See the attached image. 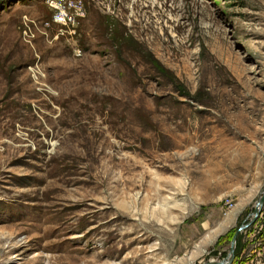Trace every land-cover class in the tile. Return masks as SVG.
<instances>
[{
	"label": "rangeland",
	"instance_id": "374dc122",
	"mask_svg": "<svg viewBox=\"0 0 264 264\" xmlns=\"http://www.w3.org/2000/svg\"><path fill=\"white\" fill-rule=\"evenodd\" d=\"M263 189L264 0H0V264L222 260Z\"/></svg>",
	"mask_w": 264,
	"mask_h": 264
},
{
	"label": "water",
	"instance_id": "95a60500",
	"mask_svg": "<svg viewBox=\"0 0 264 264\" xmlns=\"http://www.w3.org/2000/svg\"><path fill=\"white\" fill-rule=\"evenodd\" d=\"M264 205V189L262 191V194L260 195L256 208L254 209L253 212H251L248 216V218L245 219L244 223H242L235 234L232 237V242H231V248L230 252L227 258H224L222 260H210L208 262H205L204 264H231L234 259H235V251H236V241L239 233L244 230L245 228L249 227L251 224H253L256 219L260 216L261 214V209Z\"/></svg>",
	"mask_w": 264,
	"mask_h": 264
},
{
	"label": "built area",
	"instance_id": "2783aa9c",
	"mask_svg": "<svg viewBox=\"0 0 264 264\" xmlns=\"http://www.w3.org/2000/svg\"><path fill=\"white\" fill-rule=\"evenodd\" d=\"M226 205H227L228 208H230V207H232L233 203L230 200H228L226 202Z\"/></svg>",
	"mask_w": 264,
	"mask_h": 264
},
{
	"label": "crops",
	"instance_id": "0c3cea01",
	"mask_svg": "<svg viewBox=\"0 0 264 264\" xmlns=\"http://www.w3.org/2000/svg\"><path fill=\"white\" fill-rule=\"evenodd\" d=\"M238 219V217H236V220ZM221 236V234L217 237V239H216V242L218 241V238Z\"/></svg>",
	"mask_w": 264,
	"mask_h": 264
},
{
	"label": "trees",
	"instance_id": "16d2710c",
	"mask_svg": "<svg viewBox=\"0 0 264 264\" xmlns=\"http://www.w3.org/2000/svg\"><path fill=\"white\" fill-rule=\"evenodd\" d=\"M220 237H221V236H220ZM220 237H219V238H220ZM219 238H218V239H219Z\"/></svg>",
	"mask_w": 264,
	"mask_h": 264
},
{
	"label": "bare ground",
	"instance_id": "6f19581e",
	"mask_svg": "<svg viewBox=\"0 0 264 264\" xmlns=\"http://www.w3.org/2000/svg\"><path fill=\"white\" fill-rule=\"evenodd\" d=\"M56 4V3H55Z\"/></svg>",
	"mask_w": 264,
	"mask_h": 264
}]
</instances>
